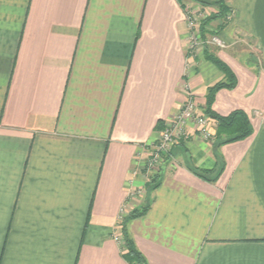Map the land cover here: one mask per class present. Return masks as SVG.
<instances>
[{
	"label": "crops",
	"instance_id": "crops-1",
	"mask_svg": "<svg viewBox=\"0 0 264 264\" xmlns=\"http://www.w3.org/2000/svg\"><path fill=\"white\" fill-rule=\"evenodd\" d=\"M208 48L235 72L213 108L254 131L216 165L193 123L164 158L129 230L150 264H264V0H224ZM195 0H0V264H129L119 215L148 202L143 157L191 91L224 73L190 50ZM200 5V4H199ZM216 132V122L212 121ZM191 157V158H190ZM142 189L140 193L131 190Z\"/></svg>",
	"mask_w": 264,
	"mask_h": 264
},
{
	"label": "trees",
	"instance_id": "trees-1",
	"mask_svg": "<svg viewBox=\"0 0 264 264\" xmlns=\"http://www.w3.org/2000/svg\"><path fill=\"white\" fill-rule=\"evenodd\" d=\"M183 4H185V0H180ZM199 3L206 5L217 6L218 11L208 18H206L203 22V34L209 32V24L213 18L221 17L223 20V24L226 22V17L229 12V7L225 3L224 0H195ZM206 50V58L211 60L215 65L224 73V78L217 82L215 85L208 88L206 103L204 107L205 114L212 118L216 122V132L214 139L212 141L214 155L216 158V165L212 169H206L196 166L191 159H189L188 168L200 178L210 182L216 183L223 171L225 170V158L220 153L221 146L244 140L249 137L253 131L254 127L251 121V118L247 114V112L243 109H235L231 111L227 115H223L214 110L213 105L215 103L217 93L221 89H234L237 86L238 79L235 72L232 68L223 61L220 57H218L214 52L208 48ZM160 129H163L165 123L163 121L158 124ZM173 149V148H172ZM170 151L168 154H170ZM166 154L165 157L168 155ZM191 158V157H190ZM159 173L153 175L149 182H147L149 188V198L153 192L160 184L159 181ZM152 199H148V202L138 208L133 209L129 214L125 216V219L122 222V236L124 238V244L122 245V253L124 259L129 264H150L145 255L138 248L135 239L133 238L130 230L129 223L131 220L145 216L150 207H151Z\"/></svg>",
	"mask_w": 264,
	"mask_h": 264
},
{
	"label": "built area",
	"instance_id": "built-area-1",
	"mask_svg": "<svg viewBox=\"0 0 264 264\" xmlns=\"http://www.w3.org/2000/svg\"><path fill=\"white\" fill-rule=\"evenodd\" d=\"M207 8H200L199 10L188 8L186 11V18L190 29V50L195 51L198 47H206L208 45H216L218 47H225V42L216 33L203 34V22L208 18ZM234 16L233 12L227 14V19L230 20ZM189 123H193L203 139L212 142L215 136V131L210 125V117H208L204 110L199 109V106L193 97L191 91L188 92L186 102L181 106L179 112L175 117L166 122L163 130L160 133L157 141L148 147L149 151L143 157L146 176L151 178L152 175L159 173L164 162L165 155L168 154L174 143L188 133ZM142 189H132V193H140ZM126 211L123 208L119 215V225L125 219ZM115 240L121 246L124 244L122 235L116 236Z\"/></svg>",
	"mask_w": 264,
	"mask_h": 264
},
{
	"label": "rangeland",
	"instance_id": "rangeland-1",
	"mask_svg": "<svg viewBox=\"0 0 264 264\" xmlns=\"http://www.w3.org/2000/svg\"><path fill=\"white\" fill-rule=\"evenodd\" d=\"M200 4V5H199ZM191 9H195V10H199L200 8H203V9H205V8H207V14H208V16H211L212 14H214V13H216L217 11H218V8H217V6L215 7V6H213V5H206V4H202V3H199L198 2V5L197 6H194V7H190ZM230 12V11H229ZM228 12V13H229ZM233 12V11H232ZM234 13V12H233ZM232 19H230V20H228L227 19V17H226V22H229V21H231ZM220 37V36H219ZM221 38V37H220ZM222 39V38H221ZM223 40V39H222ZM224 41V40H223ZM225 42V41H224ZM204 107H205V105H204ZM204 107H203V110H204ZM200 109V108H199ZM212 121H214L212 118H210V125H212ZM194 127L196 128V130H197V127L194 125ZM212 129H213V126H212ZM188 131V133H187V135L189 134V130H187ZM198 131V130H197ZM200 133V132H199ZM182 138H180L179 140H177L175 143H174V145H173V147L181 140ZM147 151H149V149H147ZM157 174H158V172H157ZM153 176V175H152Z\"/></svg>",
	"mask_w": 264,
	"mask_h": 264
}]
</instances>
